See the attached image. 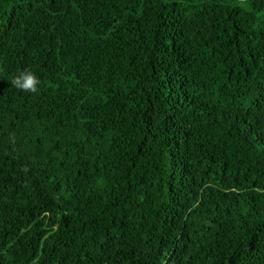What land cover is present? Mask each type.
Wrapping results in <instances>:
<instances>
[{"label": "trees", "instance_id": "obj_1", "mask_svg": "<svg viewBox=\"0 0 264 264\" xmlns=\"http://www.w3.org/2000/svg\"><path fill=\"white\" fill-rule=\"evenodd\" d=\"M0 264H264V0H0Z\"/></svg>", "mask_w": 264, "mask_h": 264}, {"label": "clouds", "instance_id": "obj_2", "mask_svg": "<svg viewBox=\"0 0 264 264\" xmlns=\"http://www.w3.org/2000/svg\"><path fill=\"white\" fill-rule=\"evenodd\" d=\"M12 85L24 92L36 93L38 91V85L40 83L37 76L30 70L20 71L11 80ZM14 139V138H10Z\"/></svg>", "mask_w": 264, "mask_h": 264}]
</instances>
